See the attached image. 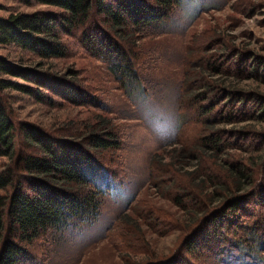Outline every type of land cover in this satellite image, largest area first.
Returning <instances> with one entry per match:
<instances>
[{
	"label": "trees",
	"instance_id": "trees-1",
	"mask_svg": "<svg viewBox=\"0 0 264 264\" xmlns=\"http://www.w3.org/2000/svg\"><path fill=\"white\" fill-rule=\"evenodd\" d=\"M15 1L52 9L0 14V47L12 46L38 59L63 58L68 49L65 38L76 36L89 55L104 62L125 83L137 79L135 42L167 23L182 2ZM223 52L227 54L228 50ZM236 56L235 75L264 85V57L251 53L245 58L241 52ZM244 59L250 63L243 64ZM40 65L38 62L36 66ZM213 65L207 62V67L215 70ZM78 90L74 80L0 54V157L7 159L0 165V264H40L33 253L35 242L52 232L90 224L99 215L102 195L121 186L101 161L103 152L117 149L120 143L108 119L97 118L81 132L62 127L47 130L16 120L6 98V91H18L35 103L51 106L61 102L96 103L81 98L82 94L77 96ZM190 101L196 107L197 121L205 129L199 152L204 150L216 159L225 180L219 183L209 174L195 177L197 166L192 163L198 157L176 149L171 163L187 166L185 172L193 174L192 181L200 188L205 179L213 184L206 188L209 198L198 212L200 217L192 220L191 230L169 257L144 264H196L211 257L224 264H264V148L256 149L258 155L253 161L228 154V149H240V140H248L251 134H258L264 145V132L231 130L240 139H232L231 144L224 139L226 131L216 128L217 124L241 121L264 123V95L255 90L206 84L204 90L191 93ZM213 189L222 193L215 194ZM230 190L232 194L226 196ZM122 264L133 263L125 260Z\"/></svg>",
	"mask_w": 264,
	"mask_h": 264
},
{
	"label": "rangeland",
	"instance_id": "rangeland-1",
	"mask_svg": "<svg viewBox=\"0 0 264 264\" xmlns=\"http://www.w3.org/2000/svg\"><path fill=\"white\" fill-rule=\"evenodd\" d=\"M181 1L167 23L135 42V83H125L104 62L89 55L76 36L65 38L68 49L63 58L38 59L12 46L0 47V54L10 60L74 80L80 88L77 96L82 94L81 98L96 102L51 106L35 103L21 92L6 91L16 120L47 130L62 127L81 132L95 119L103 118L110 121L119 136V147L103 152L101 161L120 180V188L102 195L99 215L90 224L52 232L35 242L33 253L40 264H122L125 260L144 264L169 257L191 230L192 220L200 217L198 212L209 198L206 188L213 184L204 178L200 188L192 181L193 174L185 172L187 166L171 163L178 148L198 157L192 163L197 166L195 177L209 174L219 183L224 182L225 173L216 159L204 150L199 152L205 129L197 121L190 95L204 90L206 84L255 90L264 95L263 84L234 73L239 52L245 58L251 53L264 57V0ZM39 9L52 8L0 0L1 15ZM207 62L217 69L207 67ZM246 63L250 61L244 59ZM216 128L225 130L224 139L232 144V139L238 137L231 130L264 132V123L241 121L217 124ZM258 136L238 139L242 142L240 149H228V154L253 161L258 155L256 149L264 148ZM6 162L0 157V165ZM246 220L249 222L251 217ZM196 264L224 263L211 257Z\"/></svg>",
	"mask_w": 264,
	"mask_h": 264
}]
</instances>
